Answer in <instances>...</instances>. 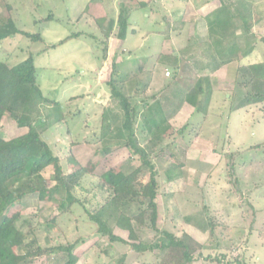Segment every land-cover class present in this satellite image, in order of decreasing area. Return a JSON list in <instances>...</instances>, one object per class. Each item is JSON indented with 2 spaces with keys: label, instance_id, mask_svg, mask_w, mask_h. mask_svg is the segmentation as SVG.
<instances>
[{
  "label": "rangeland",
  "instance_id": "rangeland-1",
  "mask_svg": "<svg viewBox=\"0 0 264 264\" xmlns=\"http://www.w3.org/2000/svg\"><path fill=\"white\" fill-rule=\"evenodd\" d=\"M122 1L124 0H0V24L6 20L14 21L13 25L19 30L38 38L33 42L19 34L0 41V61H6L12 67L30 55L34 57L40 54L37 59L34 57V65L46 97L59 101L69 95L75 84L84 80L91 82L90 74L95 71L86 67L87 63L93 64L99 71L103 69L100 75L105 77L108 74L106 81L100 83L98 88L81 95L80 98L83 99L77 104L72 105L70 99L65 100L64 103L68 104L64 108L68 113L66 118L63 116L60 119L61 122L70 115V118L76 116L78 110L81 112L80 106L78 107L80 103L87 108L94 105L92 101L85 99L86 96L98 97V104L94 102L97 105L90 106L86 114H89L87 117L90 118V125H82L86 123L87 117H80L81 124L73 120L71 124L65 122L63 127L61 123L59 132L62 133V140H65L63 132L66 128L70 135L65 140L66 145L57 149L64 174L83 167L91 174L84 176L68 197L60 189L51 195V200L41 201L37 194L27 195L6 212L9 218L18 219V228L25 222L30 223V226L24 227L26 236L23 244L14 249L16 255L25 257L19 264H65L66 253L59 252L57 248L67 245L73 246L72 253L77 257L75 264H161L168 259L165 250L158 248L164 239L150 227L146 217L142 226L135 225L138 229L137 240H130L128 234L118 231L114 219H108L107 223L113 234L124 239L126 244L141 243L152 247V253L149 251L151 254L146 259L134 254L129 245L121 242L117 244L107 236H102L97 231V224L89 218L113 196L106 181L135 171L141 165L139 156L125 147L127 134H120L123 117L118 102L110 97L107 81L111 77L115 86L127 97L132 114H135L133 122L137 146L148 154L158 173V195L173 187L165 183V172L173 171L175 165L185 166L183 163L186 162V152L191 151L192 147L184 148L186 144H181V141H194L196 136L201 137L197 148L202 155L207 156V162L197 165V173L192 171L186 180L188 184L185 186L193 189L191 206L184 212L164 213L159 226L163 225V228L180 234L187 228L185 222H188L195 230L207 235L202 249L193 255L197 261L202 257L205 264H245L247 259L251 260L255 256L264 258V101L241 107L248 110L245 111L242 119L244 125L240 131L238 124L232 122L231 126L226 119L233 110L240 108L246 94L255 92L257 88L248 84L249 80H242V73L238 71L241 66L232 68L229 74L231 82L217 90L218 95H229L227 100L223 96L220 101L221 116L217 115L219 103L212 108V116L206 123L203 120L194 126L197 133L190 139L182 130L180 133L185 135L183 139H179V132L175 130L173 133L166 130L160 136L149 134L142 123L148 108L158 100L163 101L164 110H170L172 104L167 100V95H185L198 80L208 77L210 70L207 72L200 64L205 61L203 57L208 58L212 52L203 50L204 52L194 53L190 50L194 43L192 38L184 36L185 41L178 43L177 36L170 32L186 28L187 17L193 12L188 2H183L178 9L176 6L163 4L162 0ZM158 3L161 5L160 9L167 12L165 16L161 15ZM122 7L128 12L125 44L117 42L120 40L117 37V18ZM143 13L152 15L149 27L151 23V27L161 22L166 23L160 35L162 42L147 38L140 44L134 40L135 33L132 32L142 26ZM175 16L178 17L177 20L172 18ZM164 17L168 20H164ZM167 25L170 26L166 29ZM187 33L186 30L183 35ZM220 39L221 36L210 37L205 43L216 50L215 43ZM202 41L201 45L204 44ZM59 42L62 44L49 47ZM85 69L91 70L86 72L88 79L83 78L85 73L82 71ZM166 72L169 76L165 75ZM208 79L210 91L207 95H211V78ZM202 87L207 93L206 83H202ZM202 101L203 97H200L199 103ZM0 107H4L1 102ZM104 114L110 120V127L114 129L111 134L101 132L99 127L100 117ZM58 116L57 111L52 112L48 123H53ZM88 127L90 131L85 134L84 129ZM164 128L167 129V124ZM21 133L23 132L8 114H5L0 122V137L8 141L19 137ZM46 138V141H51L54 135L48 134ZM106 150H110V156L104 154ZM195 153H190V157H196ZM70 155L73 159L66 160ZM218 157H221V161L215 165ZM172 158L176 159L175 164ZM230 165L233 166L232 172L229 170ZM188 166L192 168L195 164L190 163ZM173 172L174 175L177 174L176 170ZM51 176L52 169H46L41 181L35 185L52 189L55 183ZM100 179L102 181L99 183ZM148 181L147 169L137 172L135 184L138 188ZM178 184L181 188V183ZM182 187L184 188V184ZM73 197L78 201L74 203ZM205 199L207 203L204 202ZM158 200L161 205L160 199ZM146 202L147 200L138 197L122 211L126 215H138L144 211ZM160 209L165 210V204Z\"/></svg>",
  "mask_w": 264,
  "mask_h": 264
},
{
  "label": "trees",
  "instance_id": "trees-1",
  "mask_svg": "<svg viewBox=\"0 0 264 264\" xmlns=\"http://www.w3.org/2000/svg\"><path fill=\"white\" fill-rule=\"evenodd\" d=\"M117 26V37L124 40L128 27V12L123 7L117 18ZM17 34L33 42L38 40L35 35L17 30L11 20L0 24V41ZM112 67L115 68V65ZM238 71L242 73V80H249L247 83L253 84L257 88L255 92L250 91L246 94V98L239 107L263 102L264 63L243 66ZM208 82V77L198 80L184 95V101L202 113L206 112L209 103ZM202 83H206L207 93L203 89ZM107 85L110 97L118 102L122 112L123 121L120 129L127 134L125 147L134 155L139 156L141 165L135 171L117 175L106 181L113 196L89 218L97 224V231L102 236H107L111 242L120 241L123 243L124 241L115 237L107 226L108 219H114L116 226L126 231L130 240H137L138 229L135 225L142 226L146 217L150 227L164 239L158 248L165 250L168 259L161 264H190L193 261L194 253L200 251L202 246L186 234L176 237L167 231L156 229L155 169L148 154L137 146L133 122L135 114H132L133 111L127 97L115 86L112 77L107 81ZM200 97L201 99L203 97L202 103H199ZM0 102L4 106L0 107V122L3 116L8 114L18 128H27L25 134L11 140L6 141L0 137V264H19L25 257L16 255L14 249L23 244L26 236V232L23 230L26 225L30 226V223L25 222L21 228H18L16 226L18 219L9 218L6 215L7 210L15 203L21 202L27 195L37 194L41 201L51 200V195L60 189L70 196V192L79 185L85 174V169L80 168L64 174L62 165L53 156L49 146L41 139V134L49 125L52 112L59 109V105L42 96L36 84L33 55L12 67L0 61ZM56 120L60 121L58 118ZM166 122L167 117L163 114L159 102H155L154 106L148 108L142 120L146 131L154 136L155 134L160 136L166 132L167 129L164 128ZM102 124L105 128L111 125L105 114L102 115ZM233 159L232 157L231 160ZM229 167L232 172L233 166ZM48 168L52 169L51 180L55 183L54 187L47 189L36 186L35 184L42 179V173ZM144 169L149 171V181L138 188L135 184L136 175L137 172ZM138 197L147 200L144 204V211L138 215L124 214L122 210L135 202ZM126 245H129L131 250L137 253L152 249L149 245L141 243ZM72 248V245L57 248L59 252L66 253L65 264H75L77 261V257L72 253Z\"/></svg>",
  "mask_w": 264,
  "mask_h": 264
},
{
  "label": "crops",
  "instance_id": "crops-1",
  "mask_svg": "<svg viewBox=\"0 0 264 264\" xmlns=\"http://www.w3.org/2000/svg\"><path fill=\"white\" fill-rule=\"evenodd\" d=\"M162 1H163V4L166 3L170 7H172V5H173V6H176V8H178V9H180L183 2H188L189 5H191V7L193 9V12L191 11L189 18L187 17L188 20L186 22V28L185 29H183L181 31H180V29H177L174 32L172 30L170 31L171 33H173V35L177 36L176 42H178V43H180L182 41L184 42L185 40L183 37L186 36V37L192 38L194 40V43L191 44L192 47L190 49L194 53L202 52L203 50H206L208 52H212V54H210L208 56V58L203 57V61L204 60L205 61H204V63L200 64V66L204 70H206L207 72L210 70L208 72V74H210V75H208V77L211 78L210 81H211V86H212V90H213L212 94L209 95V98H210L209 101L210 102L208 103V106L206 108L205 113L198 111L193 106H191L187 102H185L184 101V95H175V94L167 95V100H169L170 104H172V108H170V110L169 109L164 110L162 108L163 107V101L159 102L163 114L167 117V122H166L167 131H171L173 133V131L175 130V132L176 131L179 132L178 133L179 139H181V138L183 139V137H185V135H184V133H183V135L181 134L182 133L181 130H182L183 132H185L187 134L186 135V136H188L187 138L190 139V137L192 135H196V133H197V131H196L197 128H195L194 126L198 125L203 120L206 123L210 119V117L212 116V114H211L212 108L220 103L223 96L225 97L226 100L228 99L229 95H227V94L226 95H218V91L221 90L222 88H224V86L226 84L231 82V78L229 77V74L231 73L230 71L232 70V68L235 69L236 67H239V66L243 67V66H250V65L264 63V0H162ZM122 2L127 3V2H130V0H124ZM158 6H159L158 9H160V7H161L160 3H158ZM160 10L162 12L161 15L165 16L167 12H164L163 8H161ZM142 11H145V10L143 9ZM151 16L152 15H148V14L143 13L142 14V17H143L142 18V26L139 27L138 30L132 28V29L136 30V32L135 31L132 32V33H135V36L133 38L137 42L139 41L140 44H142L144 41H146L147 38L148 39H154L158 43H160V41L162 39L160 37V35L163 33L162 30L164 28V25H166V23L161 22L159 25L156 24L153 27H151L153 24V23H151V26H150L151 28H150L149 27V19ZM178 16H180V15H178ZM166 18L167 17H164V20H168V18L167 19ZM172 18H176V20H177L178 17L175 16ZM13 24H14V21H13ZM169 26L170 25H167L166 29ZM15 28L17 30H19L16 26H15ZM146 30H148V31H146ZM186 30L188 31V33L183 35V33L186 32ZM19 31H21V30H19ZM21 32H23V31H21ZM180 33H182V35H180ZM17 35H19V34H17ZM219 36H221V39L216 41V43H215V46H216L215 49L216 50H213V47H211L210 44L205 43V41H207L208 38H210V37L219 38ZM11 37H13V36H11ZM8 38H6V39H8ZM6 39H4V40H6ZM4 40H2V41H4ZM201 40H203L202 42H204L203 45H201ZM126 41H127V39L124 38V40H118L117 42H121L122 44H125ZM61 42H59L56 45H55V43L52 45H49V47L53 48L52 46L60 45V44H62ZM221 42H223V43H221ZM186 43H187V39H186ZM178 47H179V44H178ZM218 51L220 53L216 54V52L218 53ZM39 55L40 54L35 55L34 56L35 59H37V57ZM34 57H33V63L35 62ZM5 63H6V61H5ZM85 66L86 67L88 66V68H91V70L95 71L93 74H90L91 75V77H90L91 82L84 80V81H81L79 84H75L73 87H71V92L69 93V95L67 97H65L64 99L59 100V101H54V100H52V99H50L44 95V93L41 89V85L39 84V79H38V76L36 74V68L34 65L36 84L39 87L42 96L44 98L50 100V101L58 103V105H59V109L56 110L58 115H59L58 119H62L63 116H65V118H66V114L68 113L67 110L65 111V108H64V106H66V104H68V102L64 103L65 100L70 99L71 100L70 103L72 105H75V104H77L78 101H81L83 99V98H80L81 95H85L87 92H89L90 90L92 91L96 87L98 88V85L100 83L106 81L108 74L105 77L103 75H100V72L103 73V69H101L102 71H99L98 70L99 68L93 67V64H89V63L85 64ZM91 70L85 69L84 71H82V73H85V76H83V78L88 79L86 74L88 72H91ZM204 70L202 72H205ZM110 77H111V75H110ZM97 98L98 97H96V96H92V97L86 96L85 97V99H87V101H92L95 106L98 104ZM94 102H96L97 104H95ZM155 102H158V100ZM94 105H92V104L89 105V108H90V106H94ZM79 106L81 108V112L78 110L76 116L73 115V118H70L72 115L67 117V119H70L69 121L67 119H65V121L61 120V122L60 121L58 122V120H53V123L49 124L47 126V128L43 131V133L41 134V139L49 146L53 156L58 160V162L61 165L63 163H62V159H61L59 152H57V149L65 144V142H66L65 140L66 139L68 140L69 135H70L68 132L69 129L66 128V131L63 132V134L65 136V140L64 141L62 140V136H61L62 133L59 132V130H61V123H63V127H65V124H66L65 122L71 124V122H73V120L77 121L78 124H81L82 120L80 117L85 118V117L89 116V114L86 115L89 108H87V106L85 107L83 105V103H80L78 105V107ZM220 106H222V103L219 104V107L217 109V112H218L217 115H219V116H221V114H222ZM78 107H77V109H78ZM246 110H248V109L237 107L235 110H233L230 113L229 116H226L227 121L229 120L228 121L229 125L233 124L232 122H234V124L239 125V131H240V129L242 130L243 129L242 126L244 125L242 123V119H243L244 115L246 114L245 113ZM213 111H214V109H213ZM3 118H4V116H3ZM54 119H56V118H54ZM13 123L16 125V123L14 121H13ZM90 124H91L90 118L87 117L86 123L82 124V125L88 126ZM102 125H103L102 124V118L100 117L99 127L101 128V132L104 131V133L106 132V134L107 133L111 134V131L114 132V129L112 127H106L105 128ZM56 128H59V129H56ZM81 128L83 129L82 126H81ZM81 128H80L79 132H81ZM18 129L23 132V133H21V135H23L27 132L26 131L27 128H18ZM84 130L86 132L85 134H87V133H89L90 128L88 127V128H85ZM121 132L122 133H120V134H125V132H123L122 130H121ZM48 134L54 135V139H52L51 141H46L47 140L46 136ZM102 134H101V136H103ZM102 141H103V138H102ZM200 141H201L200 136H196L194 141H191V140L181 141V144H182V142H184L186 144V147H184V148H187V147L191 148L192 147L191 151L187 150V152H186V158H185L186 162L183 163L185 166L179 167L178 165H175V166H173V168L171 167L172 169L177 171L176 175H174V172H173L174 170L165 172V174H164L165 183H167L173 187L171 190H168V191H166L162 194H159V195H158V190H157L156 191V197H155L154 201H155L156 206H157V219H156V229L157 230L167 231L176 237H180L182 234H186L189 237H191L192 239H194L196 242H198L201 246H203L206 243V240H207L206 236L207 235L200 232V230H197V229L195 230V228L190 226L188 222H185V225L187 226V228H184V232H181L180 234H175V232L170 231L167 228H163L162 227L163 225L161 227L159 226V224H160L159 221L161 220L160 222L162 224V220L164 219V216H165L164 213L167 214V213H169V211L170 212L171 211L172 212L173 211L184 212L187 208H189V206H191V203L193 200L192 199L193 195L191 193L193 192L192 191L193 189H192V187L189 188V187L185 186L188 184L186 180L189 179L188 175L192 171H194L195 174L197 173L196 172L197 165L200 166L201 164L203 165L207 162V159H205V158H207V156L202 155L200 150L197 148L198 143L200 144ZM175 143H176V141H175ZM178 146H180V144ZM193 149H194V151H193ZM193 152L194 153L196 152L195 156L197 155L194 158L190 157V153H193ZM104 154L110 156V150L104 151ZM66 158H67L66 160H72L73 159L71 157V155L67 156ZM218 158L219 159L216 161L215 165H217V163L219 161H221V157H218ZM171 160L175 164L176 159L172 158ZM190 163L195 164V166L192 168H190L189 166L187 167V165ZM85 168L86 167H83V169H85ZM87 174H91V173L85 169L84 176H86ZM157 175H158V173L155 172L156 185H157V179H156ZM84 176L82 178H84ZM101 181H102V179H100L99 183ZM178 183H181V188L179 187ZM182 184H184V188L182 187ZM75 188H77V187H75ZM72 191L70 192L71 195H72ZM158 199H160L161 205H159ZM77 201H78V199L73 197V202L75 203ZM204 202L207 203V200L205 199ZM164 204H165V210L162 209V211H161L160 208L161 207L163 208ZM118 231L125 232L126 234H128L126 231H123L119 228H118ZM112 234H113V232H112ZM113 235L115 237H118L119 239L124 241L123 243H125L124 239H122L118 235H115V234H113ZM203 238H205V239H203ZM113 242L120 244V241H113ZM149 251L151 252L152 250H146V251L141 252V253H137L134 251H132V252H134V254L140 255L141 257L143 256V258L146 259L147 256H149L152 253V252L150 253ZM246 256L247 255H245V257ZM247 260L245 261V264H264V258L261 259L257 256H255L251 259L253 261H251L249 259H247ZM190 264H205V261L202 259V257L199 258V260L197 261V259L193 256V261ZM210 264H212V263H210ZM213 264H216V263H213ZM220 264H222V263H220ZM227 264H230V263H227ZM232 264H234V263H232Z\"/></svg>",
  "mask_w": 264,
  "mask_h": 264
},
{
  "label": "built area",
  "instance_id": "built-area-1",
  "mask_svg": "<svg viewBox=\"0 0 264 264\" xmlns=\"http://www.w3.org/2000/svg\"><path fill=\"white\" fill-rule=\"evenodd\" d=\"M166 76H169V73L168 72H166V74H165Z\"/></svg>",
  "mask_w": 264,
  "mask_h": 264
}]
</instances>
